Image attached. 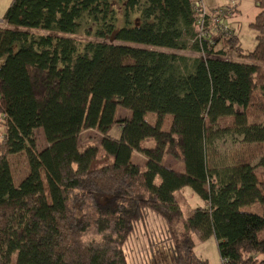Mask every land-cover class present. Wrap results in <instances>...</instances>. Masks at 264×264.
<instances>
[{
    "label": "trees",
    "instance_id": "obj_1",
    "mask_svg": "<svg viewBox=\"0 0 264 264\" xmlns=\"http://www.w3.org/2000/svg\"><path fill=\"white\" fill-rule=\"evenodd\" d=\"M118 1L124 25L114 38L121 43L67 36L112 35L119 21L112 0H12L4 14L0 264H133L128 239L149 211L170 225L180 219L176 193L186 185L204 204L183 231L170 226L160 238L170 243L174 264H210L195 251L193 234L215 235L224 264H264V213L243 208L264 206V0H254L256 46L247 52L226 23L237 4L203 14L199 0ZM222 40L244 61L215 50ZM118 106L132 117L117 119ZM148 112L157 114L155 125ZM117 122L119 138L109 135ZM87 130L103 136L99 145L81 146ZM229 135L244 147L215 166V144ZM148 138L154 147L143 145ZM23 151L29 171L17 184L10 154ZM135 152L144 162L133 160ZM166 152L183 159L184 171L163 164Z\"/></svg>",
    "mask_w": 264,
    "mask_h": 264
},
{
    "label": "rangeland",
    "instance_id": "obj_2",
    "mask_svg": "<svg viewBox=\"0 0 264 264\" xmlns=\"http://www.w3.org/2000/svg\"><path fill=\"white\" fill-rule=\"evenodd\" d=\"M112 1L117 9L119 18L117 29L112 35L100 38L94 34L88 35L85 32H81L73 35L68 34L67 36L73 37L82 43L89 41L121 43L120 41L115 40L114 35L124 25L123 7L118 0ZM253 1L254 0H245L241 6V13H238V16L236 15L233 18L226 19V23L235 28V32L239 37V43L246 52L253 50L256 46V31L250 26V23L254 20L255 14L258 11V8L254 5L255 2ZM11 2L12 0H0V26H6L3 17ZM239 3L240 2L238 0L237 5H239ZM18 29L22 30L23 28ZM31 30L35 34L39 35L50 34V31L41 28H33ZM220 47L225 50L229 59L239 62L244 61V58L238 57L237 53L230 44H223L222 42L219 45V48ZM155 49L191 57L198 56L206 58L207 56L204 53H198L190 48L186 50H175L165 47H155ZM116 116L117 119H130L132 117V111L123 106H118ZM168 118L166 123L163 125L164 130H169L170 116ZM145 119L149 123L155 125L157 123V114L154 112H148L145 115ZM229 121L230 120H224L222 125H227ZM121 132L122 127L120 126V123L117 122L110 131L109 135L120 137ZM35 137L38 149H44L48 143L42 127L35 129ZM102 137L103 136L96 130H87L81 134L80 144L83 148L87 145H99ZM143 145L147 148L154 147L155 140L153 138H148L143 142ZM243 147L242 138L237 136L229 135L218 140L215 144L214 152L211 157L212 163L219 167L229 163L235 150L243 149ZM133 160L144 162L145 157L143 154L135 152L133 154ZM10 161L14 180L18 184L29 171L26 151L10 154ZM163 164L178 171H184L185 169L183 159L175 157L168 152H166L163 157ZM176 194L181 204L183 215L180 219L170 225L162 216L154 211H149L147 218L140 222L137 231L128 239L125 245L127 256L131 263L155 264L156 262H160L161 264H174L170 243L166 240L161 241L160 238L170 235L172 233L170 229L171 227L176 233L183 231L185 220L190 216L193 208L204 204V199L197 192H195L190 185L184 186L178 190ZM243 208L258 213H264V206L258 202L244 205ZM262 235H264V231L262 232ZM193 238L195 240V251L197 254L208 259L210 264H224L218 247V240L215 235H211L207 239H201L196 234H193Z\"/></svg>",
    "mask_w": 264,
    "mask_h": 264
},
{
    "label": "crops",
    "instance_id": "obj_3",
    "mask_svg": "<svg viewBox=\"0 0 264 264\" xmlns=\"http://www.w3.org/2000/svg\"><path fill=\"white\" fill-rule=\"evenodd\" d=\"M203 1V3L205 4V7L209 10V9H214V8H218V7H223L228 5V0H201ZM245 0H239V5L237 6V12L235 14H232L231 18L235 17L236 15L238 16V13H241V6L244 3ZM254 2V1H253ZM255 5V3H254ZM258 12V11H257ZM256 12V14H257ZM255 14V15H256ZM235 32V30H234ZM236 33V32H235ZM237 35V34H236ZM223 42V44H226L225 40H222L215 48V50H220L223 49L222 47L219 48V45ZM224 50V49H223ZM227 56V55H226ZM228 57V56H227ZM120 126L122 127V125L120 124ZM111 136V135H110ZM114 137V136H112ZM115 138H119V137H115Z\"/></svg>",
    "mask_w": 264,
    "mask_h": 264
},
{
    "label": "built area",
    "instance_id": "obj_4",
    "mask_svg": "<svg viewBox=\"0 0 264 264\" xmlns=\"http://www.w3.org/2000/svg\"><path fill=\"white\" fill-rule=\"evenodd\" d=\"M238 2V0H228V5L234 6L236 5ZM196 7L199 9V11L206 13L207 8L205 7V4L203 3V1L199 0L196 2ZM222 12V10L220 11Z\"/></svg>",
    "mask_w": 264,
    "mask_h": 264
}]
</instances>
